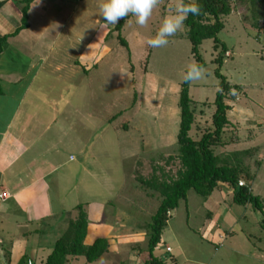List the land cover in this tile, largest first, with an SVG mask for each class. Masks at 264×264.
Here are the masks:
<instances>
[{
    "label": "rangeland",
    "instance_id": "1",
    "mask_svg": "<svg viewBox=\"0 0 264 264\" xmlns=\"http://www.w3.org/2000/svg\"><path fill=\"white\" fill-rule=\"evenodd\" d=\"M169 2L160 0L144 27L137 25L131 14L126 16L121 35L128 45L119 40L118 31L109 34L98 46L97 54L88 60L90 71H85L89 74L83 85L68 87L63 95L82 104L80 107L90 114V121L85 125L77 121L73 131L83 132L85 140L91 138L95 144L103 143L105 148L99 157L102 166L107 168L106 182L114 184L112 180H116L121 185L120 197L107 205L105 213L111 217L118 209L126 215L120 219L122 222L125 217L128 220L136 217L139 222L136 231L140 235L137 248L144 258L149 256V223L161 198L137 177L148 178L156 170L177 177L182 166L177 144L181 84L187 65L199 62L192 53L185 21L183 28L168 38L166 47L147 45L146 41L161 26ZM231 4L234 9L222 16L224 27L218 36L232 54L225 53L220 66L216 58L222 42L216 46L213 38H207L199 47L207 74L201 80L190 82L191 106L196 117L190 134L200 138L203 132L213 129L214 101L221 81L216 71L220 66L226 79L241 89H232L225 100L231 108L227 112L230 122L223 132V143L214 146V151L224 155L250 149L251 154L245 161L254 174L251 190L264 201V20L254 23L253 5L248 0H231ZM89 9L92 14H98L95 0ZM88 27L92 29L93 23ZM50 97L56 98L53 94ZM116 124L119 130L115 139ZM73 131L70 129L68 136ZM241 181L247 180L241 177ZM227 187L229 191L216 187L207 199L189 190L187 197L171 211L153 254L173 255L180 262L176 264H264L262 212L251 203L234 202L233 188ZM126 197L129 198L126 200ZM80 209L75 210L74 218ZM212 221L217 229L208 233L207 227ZM113 235L112 240L118 233ZM168 245L172 252L166 250ZM110 248L124 263L130 264V249L118 250L114 241ZM46 255L40 251L35 264H42ZM70 258L65 264H89L84 255Z\"/></svg>",
    "mask_w": 264,
    "mask_h": 264
},
{
    "label": "crops",
    "instance_id": "2",
    "mask_svg": "<svg viewBox=\"0 0 264 264\" xmlns=\"http://www.w3.org/2000/svg\"><path fill=\"white\" fill-rule=\"evenodd\" d=\"M92 1L0 0V192L9 195L0 197V264H21L29 258L37 263L40 251L47 254L43 264L80 207L88 215L84 243L104 237L109 244L93 264H126L111 252L113 241L118 250L130 249V264H148L151 258L150 253L144 258L137 248L135 216L125 217L123 223L125 214L118 209L111 217L105 213L120 197L121 185L106 182L107 168L99 157L103 143L73 131L77 121L89 122L90 114L63 96L68 87L83 85L89 74L85 71H90L88 60L116 31L117 24L103 31L97 27L103 20L90 11ZM226 54L232 52L228 49ZM113 128L116 139L118 124ZM227 186L218 187L229 191ZM207 228L212 233L217 225L212 221ZM113 233L118 235L112 240ZM70 257L74 256L68 261Z\"/></svg>",
    "mask_w": 264,
    "mask_h": 264
},
{
    "label": "trees",
    "instance_id": "3",
    "mask_svg": "<svg viewBox=\"0 0 264 264\" xmlns=\"http://www.w3.org/2000/svg\"><path fill=\"white\" fill-rule=\"evenodd\" d=\"M189 2H195L201 8L200 15L189 14L185 20L188 27L187 35L193 45L192 53L199 60L197 64L202 66L204 63L199 49L201 43L204 39L213 38L216 46L222 42L221 51L216 58L221 66L228 47L225 42L221 41L218 34L224 27L222 16L230 14L234 9L231 0H185V3ZM248 2L253 5L254 23L257 24L258 19L264 20V0H248ZM28 3L23 8V26L27 25ZM123 23L124 19H121L114 30L118 31L119 40L127 46L126 39L121 35ZM220 66L216 71L217 75L221 77V81L214 101L216 109L212 116L213 129L203 132L200 138H194L190 134L196 117L191 106L190 82L183 81L179 99L181 120L177 136L178 157L182 166L177 172V177L172 178L157 170L148 178L141 175L137 177L142 185L150 188L153 193H159L161 198L157 211L149 223L148 246L151 258L148 260V264H176L173 257L155 256L153 251L161 241L163 228L171 216V211L179 205L180 200L187 197V193L191 189L207 199L220 183L231 186L234 202L251 203L255 209L262 212L261 223L264 228V201L259 194H254L251 190L250 181L254 174L245 161V157L251 154L250 149L234 150L224 155L214 151V146L223 143V132L230 122L227 113L230 105L225 100L232 89H241L239 85L232 84L226 79V76L220 71ZM241 177H245L247 180L244 184L239 183ZM87 228L88 215L81 207L78 217L70 222L67 230L57 240L43 264H65L69 256L77 255H84L89 264H93L107 251L109 244L106 238L98 237L92 244L86 245L84 240Z\"/></svg>",
    "mask_w": 264,
    "mask_h": 264
},
{
    "label": "clouds",
    "instance_id": "4",
    "mask_svg": "<svg viewBox=\"0 0 264 264\" xmlns=\"http://www.w3.org/2000/svg\"><path fill=\"white\" fill-rule=\"evenodd\" d=\"M159 4L160 0H97L98 14L103 20L97 27L103 31L108 25L117 24L129 14L135 17L137 25L144 27L147 25L153 10ZM167 7V14L164 16L158 31L146 41L151 48L166 47L169 43L168 38L183 28L184 21L189 14L193 16L201 14L200 6L195 2L185 3V0H170ZM206 74L207 70L203 66L191 62L187 65L183 79L185 82L198 81L203 79ZM73 158L70 157V159Z\"/></svg>",
    "mask_w": 264,
    "mask_h": 264
},
{
    "label": "built area",
    "instance_id": "5",
    "mask_svg": "<svg viewBox=\"0 0 264 264\" xmlns=\"http://www.w3.org/2000/svg\"><path fill=\"white\" fill-rule=\"evenodd\" d=\"M240 184H244V183H243L242 181H240ZM7 195H8V193H2V192H0V197H2L3 199L6 198ZM8 196H9V195H8ZM169 213H170V212H169ZM166 250H167V251H171V247H170V246H167V247H166ZM21 264H35V262H34V260H33L32 258H29V259H27L26 262L21 263Z\"/></svg>",
    "mask_w": 264,
    "mask_h": 264
}]
</instances>
